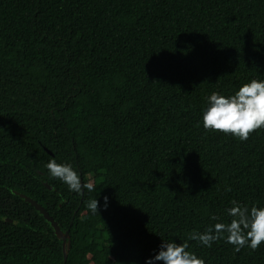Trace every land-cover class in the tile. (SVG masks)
Instances as JSON below:
<instances>
[{"label": "trees", "instance_id": "1", "mask_svg": "<svg viewBox=\"0 0 264 264\" xmlns=\"http://www.w3.org/2000/svg\"><path fill=\"white\" fill-rule=\"evenodd\" d=\"M251 79L264 0H0V264H64L16 192L69 232L66 264H146L162 240L205 264H264V243L188 240L229 222L233 200L264 207V129L240 141L202 126L212 92ZM50 159L94 190L70 191Z\"/></svg>", "mask_w": 264, "mask_h": 264}, {"label": "clouds", "instance_id": "2", "mask_svg": "<svg viewBox=\"0 0 264 264\" xmlns=\"http://www.w3.org/2000/svg\"><path fill=\"white\" fill-rule=\"evenodd\" d=\"M207 105L202 113V126L206 131L221 132L240 141H247L252 133L264 129V80L251 79L228 96L214 91L207 97ZM46 167L50 175L66 184L70 191L82 193L83 189L94 190L92 184L82 183L79 173L71 164H61L50 159ZM104 201L103 207L106 210L107 196ZM231 205L227 209L229 222H216L203 233L193 232L188 240H196L211 247L213 242L225 239L234 246L236 252L245 246L252 250L258 249L264 243V207L255 204L249 207L236 200L231 201ZM87 208L93 214H99L98 200L93 198L87 201ZM211 219L220 221L216 215ZM188 248L187 241L177 243L162 240L159 252L148 259L146 264H156L157 261L163 264H205L202 258H198Z\"/></svg>", "mask_w": 264, "mask_h": 264}, {"label": "water", "instance_id": "3", "mask_svg": "<svg viewBox=\"0 0 264 264\" xmlns=\"http://www.w3.org/2000/svg\"><path fill=\"white\" fill-rule=\"evenodd\" d=\"M50 188V187H49ZM16 194L18 196H20V198L28 203L30 206L34 207V209L43 215V217L45 218V220L51 225L55 236L62 241V249H63V257H64V264H66L67 259H68V255L70 252V247H71V241L69 239V232L66 231L64 232L62 230V228L60 227L59 223L57 221H55L50 215L49 213L45 210V208L40 205L38 202H36L35 200H33L32 198L24 195V194H20L17 193Z\"/></svg>", "mask_w": 264, "mask_h": 264}]
</instances>
